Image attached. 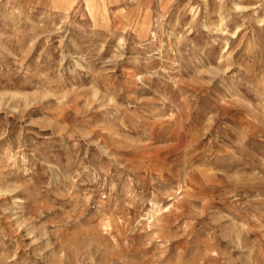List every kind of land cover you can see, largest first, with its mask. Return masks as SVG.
<instances>
[{"label":"rangeland","instance_id":"rangeland-1","mask_svg":"<svg viewBox=\"0 0 264 264\" xmlns=\"http://www.w3.org/2000/svg\"><path fill=\"white\" fill-rule=\"evenodd\" d=\"M0 264H264V0H0Z\"/></svg>","mask_w":264,"mask_h":264}]
</instances>
